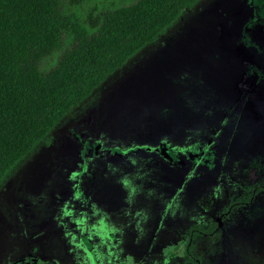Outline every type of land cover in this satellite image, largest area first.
I'll return each mask as SVG.
<instances>
[{
	"label": "rangeland",
	"instance_id": "rangeland-1",
	"mask_svg": "<svg viewBox=\"0 0 264 264\" xmlns=\"http://www.w3.org/2000/svg\"><path fill=\"white\" fill-rule=\"evenodd\" d=\"M132 1L67 0L65 11L92 34L105 11ZM225 83L238 110L246 95L251 119L237 132L227 130L237 119L186 101ZM50 136L0 186V264L191 261L190 231L220 216L239 187L264 182V0L200 1ZM192 244L191 264H264V193Z\"/></svg>",
	"mask_w": 264,
	"mask_h": 264
},
{
	"label": "trees",
	"instance_id": "trees-1",
	"mask_svg": "<svg viewBox=\"0 0 264 264\" xmlns=\"http://www.w3.org/2000/svg\"><path fill=\"white\" fill-rule=\"evenodd\" d=\"M200 1L133 0L105 11L90 34L66 13L67 0H0V186L39 145H51L73 108Z\"/></svg>",
	"mask_w": 264,
	"mask_h": 264
},
{
	"label": "flooded vegetation",
	"instance_id": "flooded-vegetation-1",
	"mask_svg": "<svg viewBox=\"0 0 264 264\" xmlns=\"http://www.w3.org/2000/svg\"><path fill=\"white\" fill-rule=\"evenodd\" d=\"M200 89H198V92L194 94L195 91L192 93L194 95L192 96V99L186 98V101H190L192 104V100L196 99V102L199 103V100L202 103V114H207L210 113L211 109H215L219 114H223L225 117V120H228L230 118L232 119H237L238 125H233L229 127L227 130L230 132H237L240 131V129H243L244 122L247 118H250L247 115V111L243 110L244 102L246 100V87H245V92L242 93V95H245V97L240 101V110L238 108L232 106V102L235 101L234 98H232V87L229 84H223V85H214V88L211 90L210 85L206 84L203 86H199ZM197 86V88H199ZM195 90V89H194ZM187 97H189L187 95ZM202 97V98H200ZM236 102V101H235ZM250 104V103H249ZM238 106V105H237ZM184 109V108H183ZM235 116V117H233ZM251 119V118H250ZM238 126V127H237ZM234 127V128H233ZM234 129V130H233ZM236 129V130H235ZM224 131L223 127L217 126L216 129L213 130L214 134H217L218 132ZM175 138V137H174ZM153 142L156 141V137L152 140ZM166 142H169V144L174 147L177 150L184 151L185 149H188V141L186 142L184 138H181V142L179 141L176 143L174 140H171V138H162L160 144H165ZM188 146V147H187ZM216 148V147H215ZM180 160L177 161V165L180 167L181 164L185 160V156L181 155L179 156ZM166 160H170L169 154L165 156ZM242 184H237L236 186H240ZM240 192V196L237 198L235 196H232L229 198L227 205L222 209L225 210L220 214V216H217V218H214V220H211L205 227L204 226H196L194 229H192L189 233L190 235V240L189 243L193 246V241L197 239L198 237H208L212 238L222 227H223V222L225 219H227L230 215L234 213H238L240 211H245L247 210L256 200L257 197H259L261 194L264 193V182L255 183L253 185L252 183L249 182V185H247V188L244 186H241L238 188ZM192 242V243H191ZM188 244L187 246H189ZM187 246H185V256H187ZM193 254V250H192ZM189 259V258H188ZM196 262V258L193 256L191 258ZM19 263L25 264L26 260L22 259L19 261ZM186 264H191L189 260L185 262Z\"/></svg>",
	"mask_w": 264,
	"mask_h": 264
}]
</instances>
